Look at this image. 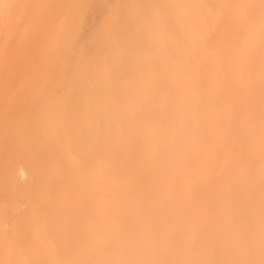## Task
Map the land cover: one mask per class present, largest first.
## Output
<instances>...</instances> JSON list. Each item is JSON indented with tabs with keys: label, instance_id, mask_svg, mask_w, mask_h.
I'll use <instances>...</instances> for the list:
<instances>
[{
	"label": "bare ground",
	"instance_id": "6f19581e",
	"mask_svg": "<svg viewBox=\"0 0 264 264\" xmlns=\"http://www.w3.org/2000/svg\"><path fill=\"white\" fill-rule=\"evenodd\" d=\"M20 2L0 0V264H264V0L106 2L57 38Z\"/></svg>",
	"mask_w": 264,
	"mask_h": 264
},
{
	"label": "rangeland",
	"instance_id": "374dc122",
	"mask_svg": "<svg viewBox=\"0 0 264 264\" xmlns=\"http://www.w3.org/2000/svg\"><path fill=\"white\" fill-rule=\"evenodd\" d=\"M32 1L35 2V4H32ZM87 1L89 2V6L91 8H89L87 6V8H84L86 7L87 4ZM93 0H31V2L28 0H23V2H20L19 5L23 7V12L21 13L22 16L20 17V19H18V24L21 25V20H24L22 23L24 24L23 26H25V30L27 31V34H31V38H37L36 34H39L38 37L40 38L41 36L45 37V36H50L49 38H57L60 36V30L61 28L63 27L62 24L68 19V18H71L72 19V22L77 23L78 20L80 19V17H87L85 18V21L86 19L89 20V19H92V16L89 15V14H92L91 12H89L91 9H92V5L93 7L94 6H100L101 3H106L108 2V5L112 6L115 5V4H119V0H94V2H92ZM98 1V2H97ZM103 1V2H101ZM118 1V2H116ZM126 1H127V4H126ZM128 1H129V4H128ZM133 1V2H131ZM135 1H138V2H134V0H124V1H121L120 0V5L123 4V6L119 8V10H117L118 12L117 13H122L124 14L125 13V9H126V6L128 7L129 5L131 4H135V3H139V0H135ZM54 2V4H53ZM113 2V4H112ZM140 3H143L142 1H140ZM54 6H53V5ZM64 6H63V5ZM80 6H79V5ZM98 4V5H97ZM100 4V5H99ZM126 4V6L124 5ZM32 7H31V6ZM49 5V6H48ZM52 5V6H51ZM66 5V6H65ZM73 5V7H72ZM63 6V8L61 7ZM78 6V7H77ZM30 7V8H29ZM116 6H114L115 8ZM119 7V5H117V8ZM125 7V8H124ZM29 8V10H28ZM62 8V9H60ZM75 8V9H74ZM83 8V9H82ZM124 8V10H123ZM55 9V10H54ZM70 9H71V12H70ZM87 9V12H89V14L87 12H85ZM89 9V11H88ZM116 9V8H115ZM62 10V13L60 11ZM56 11V12H55ZM58 11V12H57ZM75 11V12H74ZM84 11V13H83ZM28 12V13H27ZM46 12V13H45ZM51 12V13H50ZM64 12V13H63ZM74 12V13H72ZM58 13L62 14V15H59ZM45 14V15H44ZM67 14L69 15V17L67 16ZM73 15L72 17H70L71 15ZM27 16V17H26ZM49 16H50V19H49ZM53 16V17H52ZM67 16V17H66ZM91 16V17H90ZM26 17V18H25ZM41 17H43V19H41ZM46 17V18H45ZM58 17H61L58 19ZM77 17V18H76ZM81 19H84L82 18ZM36 18V19H35ZM45 18V20H44ZM49 20H48V19ZM66 20H65V19ZM55 19V20H54ZM51 20H58V22L56 21V24L55 22L52 23ZM60 20V21H59ZM49 24H48V23ZM90 22V21H89ZM46 23V24H45ZM88 23V22H87ZM43 24V25H42ZM55 24V25H54ZM46 25V26H45ZM47 25H50L47 26ZM52 25V26H51ZM40 27V28H39ZM38 28V29H37ZM45 28V29H44ZM53 28V29H52ZM48 29V31L46 30ZM52 31H51V30ZM57 29V30H56ZM40 31V32H39ZM45 33H42L44 32ZM50 31V32H49ZM59 31V32H58ZM50 33V35H49ZM23 34L24 33V29L22 30V36H24ZM43 34V35H42ZM46 34V35H44ZM55 34V35H54ZM27 35V36H28ZM30 36V35H29Z\"/></svg>",
	"mask_w": 264,
	"mask_h": 264
}]
</instances>
